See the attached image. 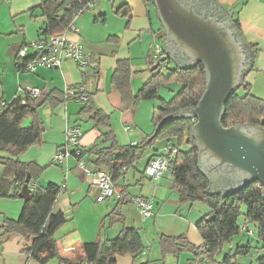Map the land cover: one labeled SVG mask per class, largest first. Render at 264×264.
I'll list each match as a JSON object with an SVG mask.
<instances>
[{
  "label": "crops",
  "instance_id": "1",
  "mask_svg": "<svg viewBox=\"0 0 264 264\" xmlns=\"http://www.w3.org/2000/svg\"><path fill=\"white\" fill-rule=\"evenodd\" d=\"M41 1L0 0V59L5 62L4 73L0 74V98L3 102L4 97L11 100L18 95L17 89L24 86L37 87L41 91V96L35 100L36 109L33 115L42 128L41 138L39 142L22 152L19 160L35 162L42 168L31 182L41 187L52 182L61 188L53 205V212H61L65 221L54 234L59 248L58 257L48 264H78L83 256L84 243L112 239L124 227L138 230L147 253L154 250L155 258L160 256V236L174 238L182 236L183 240L195 247L202 245L203 240L195 224L207 211L193 208V204L179 205L178 197L171 189L169 172L157 180L147 177L145 173L142 174L154 148H147L151 151L144 157L146 150L135 167L117 182L119 185H128L129 196L152 199L154 211L148 218L142 216L134 203L126 202L117 206L118 198L115 196L97 201L99 191L91 186L74 156L69 158L67 166L52 162L53 155L64 143L67 127L78 126L81 129L83 135L79 147L82 150L100 142L101 131L107 130L97 129L88 115L80 114L83 103L75 100L63 101L62 91L66 85L85 86L86 93L92 98L95 106L109 116L119 145H134L154 133L156 125L152 117L156 107L152 106V111L151 107L147 112L143 111V118L139 119L140 102L133 105L131 97L136 96L157 72L153 69L159 64L158 69L162 72L164 67L167 70V67L179 66L165 52L163 27L158 20L156 9L155 14L151 9L153 4L147 0L103 1L98 8V14L102 19L104 21L107 19L108 3L119 17L116 26L109 29L105 41L89 40L84 44L81 31L66 32L69 40L81 43L89 53L91 65L88 68L79 69L73 61L64 60L60 68L38 67L32 73L21 72L15 67V54L23 43L37 39L42 32L45 20L35 9ZM216 2L229 13L231 22L237 27L252 52V64L244 74L243 81L251 87L253 91L251 94L260 98L257 96L260 94L256 91V80L264 73V0H216ZM120 18L122 21L125 18V22L120 23ZM75 24L77 27V19ZM155 44L164 50L163 61L155 57ZM123 60L127 61L130 67V93L126 100L112 83V74L117 62ZM33 116L23 119L21 126L29 125ZM157 153H162V148ZM9 156L8 152L0 150L1 158ZM84 160L87 168L94 169L86 155ZM5 174V167L0 164V179L5 177ZM7 176L12 181L13 175ZM23 202L19 196L0 197V225L5 219L16 220ZM113 210L121 214L123 222L118 220V216L112 219ZM240 242L245 244L246 241L242 238ZM25 245L24 238L19 234L1 235L0 264H38L26 253ZM146 251L136 258L120 255L116 259V264H140L146 260L151 261L150 256L142 257ZM168 255L172 256L171 260L165 259L163 264H183L188 261L193 263L198 260L189 251L166 256Z\"/></svg>",
  "mask_w": 264,
  "mask_h": 264
},
{
  "label": "trees",
  "instance_id": "2",
  "mask_svg": "<svg viewBox=\"0 0 264 264\" xmlns=\"http://www.w3.org/2000/svg\"><path fill=\"white\" fill-rule=\"evenodd\" d=\"M147 1L152 3V0ZM83 2L84 0H42L35 7L45 20L39 35L61 34ZM236 25L238 26L237 21ZM14 62L16 69L20 71L23 60L19 62L15 56ZM159 66L160 64L153 69L157 72L151 76L139 93L131 97L134 105L140 100L158 97L157 92L161 83H175L180 86L170 100L158 98L159 106L155 108L152 117L154 125L168 114L195 106L205 91L204 66L201 62L192 67H167V74L159 70ZM129 77L128 62L118 61L112 74V83L124 100L129 98ZM239 89H243L244 94H238L237 90L224 103L225 116L222 119V125L224 127L235 124L264 126V99L252 95L249 85L244 81ZM35 109V99L22 94L4 102L0 98V150L10 154L6 158L0 157V164L5 167L6 172L5 177L0 179V197L19 196L27 176L31 182L42 170L35 162L19 160V155L29 146L39 142L41 138L42 128L38 119L33 116ZM80 114L88 115L97 129L107 128L101 131L100 142L83 149L82 153L88 157L94 170L104 171L110 175L114 187L120 194L117 206L129 202L130 197L128 185H119L117 182L135 167L149 147L154 149L148 158V164L158 156H165L168 159L167 172L171 175V189L177 195L179 205L202 202L207 206L206 214L195 224L202 237V245L195 247L183 240L182 236L176 238L160 236L159 248L162 257L189 251L195 255L196 260L198 259L194 261L195 264L203 262L205 264H242L237 260V256L246 255L252 248H258L262 254L256 258V264H264L262 188L258 186L257 181H252L233 193L210 194L208 191L211 182L198 166L195 139L191 135L194 124L192 119L181 117L170 120L159 129L157 134L151 133L134 145H119L109 116L95 106L90 96L81 108ZM28 116H33L30 124L21 126L23 119ZM158 141H163L165 146L176 147L177 151H171L167 155L164 150L162 153H157L158 150L154 146ZM144 173L145 169L142 174ZM7 174L13 175L12 181ZM35 185L31 198L23 202L19 217L16 220L5 219L0 225V236L19 234L26 242L25 251L29 257L38 264H48L58 257L59 248L54 234L65 221L61 212H53V205L61 188L52 182L42 187L36 183ZM111 215H113L112 219L118 216V220L123 222V217L116 210H113ZM243 222L248 223L252 234L244 233L248 236L245 244L238 242L233 248L230 245L231 240L241 232ZM227 246L229 247L222 259L215 260V255ZM82 248L83 256L78 264H116V259L120 255L136 258L146 251L139 231L125 227L112 239L86 242ZM64 261L67 263L66 260ZM193 263L188 261L186 264ZM140 264H151V261L146 260Z\"/></svg>",
  "mask_w": 264,
  "mask_h": 264
},
{
  "label": "water",
  "instance_id": "3",
  "mask_svg": "<svg viewBox=\"0 0 264 264\" xmlns=\"http://www.w3.org/2000/svg\"><path fill=\"white\" fill-rule=\"evenodd\" d=\"M190 1V5L180 0H152V4L163 27L166 54L181 68L201 62L205 91L195 106L163 117L153 134H157L170 120L181 117L192 119L191 135L195 139L198 166L211 182L208 192L229 194L257 181L262 187L264 200V126L222 125L224 103L240 88L243 76L252 64V52L221 4L216 0H199L203 6L222 13L224 21L214 15L198 14L193 6L195 0ZM209 161L212 164L204 166ZM222 166L228 167L227 174L237 176L236 183L212 184L211 171ZM28 183L29 176L19 194L24 201L31 198Z\"/></svg>",
  "mask_w": 264,
  "mask_h": 264
},
{
  "label": "built area",
  "instance_id": "4",
  "mask_svg": "<svg viewBox=\"0 0 264 264\" xmlns=\"http://www.w3.org/2000/svg\"><path fill=\"white\" fill-rule=\"evenodd\" d=\"M99 1L101 0H84L81 7H79L74 13L73 19L61 34L39 35L37 39L23 43L17 49L15 54L19 62L23 60L20 71L32 73L38 67L60 68L61 63L64 60L73 61L79 69L88 68L91 65L89 53L85 51L81 43L69 40L66 37V32H78L75 24L76 18L85 11L93 10L95 6L99 4ZM154 51L155 57L161 60L164 55V50L159 45L155 44ZM21 94L36 100L41 96V91L37 87L24 86ZM62 99L63 101L75 100L84 104L88 101L89 95H87L83 84L66 85L62 91ZM82 135L83 133L78 126L67 127L64 134V143L53 155V164L67 166L69 158L74 156L77 164L84 170L88 177L91 186L99 191L96 197L97 201H102L105 198L113 196L119 198L120 194L112 184L110 175L104 171H96L85 166L84 155L82 149L79 147ZM171 151H177V148L168 145L164 149L166 155ZM168 170V159L165 156H158L152 159L146 166L145 175L151 179L157 180ZM258 186L262 188L260 184H258ZM35 187V183H28V189L30 192L34 191ZM128 200L138 207L144 218H148L153 214L154 204L152 199L141 196H130ZM240 229L242 233L248 235L252 234V230L249 229L248 223L246 222L241 224ZM202 264L205 263L203 262Z\"/></svg>",
  "mask_w": 264,
  "mask_h": 264
},
{
  "label": "rangeland",
  "instance_id": "5",
  "mask_svg": "<svg viewBox=\"0 0 264 264\" xmlns=\"http://www.w3.org/2000/svg\"><path fill=\"white\" fill-rule=\"evenodd\" d=\"M103 1H107V0H101L99 1V4L95 6V8L93 10H90V11H85L84 13H82L81 15H79L76 19H77V27H78V30L81 31V37L83 38V42L85 44V42H88L89 40L90 41H105L108 37V31L111 27H115L116 26V21L117 19L119 18L115 13L114 11L112 10L110 4L108 3V7H107V13H106V17L107 19L104 21L102 19V16L100 14H98V8H100V4L103 3ZM151 9L153 10L154 14H155V8L151 5ZM97 15V16H95ZM121 19V18H120ZM124 20L120 21V23H124L125 22V18H123ZM113 21V22H112ZM4 61L2 59H0V74L3 75L4 73V69L5 67H3L4 65ZM29 73V72H27ZM27 73H24V74H27ZM163 73L164 74H167V70L163 69ZM180 86L175 84V83H167V82H164V83H161V85L159 86V91L157 92V96L156 98H151V99H143V100H140L139 102V105L141 106L138 110V114H139V119L143 118V111L147 112V109L149 107H151V111H152V106H159V100L158 98H162V99H165V100H170L176 93L178 90H179ZM170 90H173L170 91ZM256 91L259 92L258 94L260 95H257L258 97H263L262 99H264V73L262 74V77L258 78L256 80ZM15 92V91H14ZM23 92V87L21 88H18L17 89V93L18 94H21ZM238 94L242 95L244 94V91L243 89H238ZM250 92H253L251 90V87H250ZM14 94V93H13ZM255 95V94H254ZM12 96V95H11ZM256 96V95H255ZM11 98V97H10ZM9 98L7 97H4V101H8ZM137 105V106H139ZM138 108V107H137ZM27 123V122H26ZM25 123V124H26ZM165 145H164V142L163 141H158L156 144H155V148H157V150H162L165 149ZM152 148V147H151ZM153 149V148H152ZM147 151L145 152L144 154V157L145 155L151 151L150 149H146ZM146 159V158H144ZM142 163H143V160H142ZM62 173L60 174L61 178L63 179L62 177ZM61 179V180H62ZM193 208H200L201 210L204 209L205 211H207V206L202 203V202H195L193 203ZM241 219V218H240ZM244 238L245 241H247V238L248 236H246L244 233L240 232L238 235L234 236L233 239L231 240V247H235V245L240 242V240ZM229 246H227L224 250H222L221 252L217 253L214 257L215 260H221L222 257L224 256V253L227 251V248ZM156 249L158 251V246H156ZM262 254L261 253V250H259L258 248H252L251 249V252L246 254V255H238L237 256V260L240 262V263H243V264H256V258ZM148 256H150V259H151V264H163V261H165V259L167 260H171L172 256L171 255H168L165 257H162V255L158 256L155 258V251H151L149 253H147L146 251V254L145 255H142V257H145L147 258ZM157 259V260H156ZM187 262L183 263V264H186Z\"/></svg>",
  "mask_w": 264,
  "mask_h": 264
},
{
  "label": "flooded vegetation",
  "instance_id": "6",
  "mask_svg": "<svg viewBox=\"0 0 264 264\" xmlns=\"http://www.w3.org/2000/svg\"><path fill=\"white\" fill-rule=\"evenodd\" d=\"M181 2H183L185 5H190L191 1L190 0H180ZM193 6H194V10L198 13V14H203L204 16L207 15H214L218 18V20L220 21H224V16L222 13H219L217 10L213 9L212 7H205L203 6L202 2H199V0H195L193 1ZM246 52V56L248 57L247 51ZM182 59H185L184 56H182ZM212 161L206 162L204 164V166H208L211 165ZM228 171V167L227 166H222L221 168H217V170H212L211 171V176L214 180V182L212 184L219 186L220 183H222L223 185H227L229 182H235L236 177L235 175L231 176L230 174H227L226 172ZM240 175H238L239 177Z\"/></svg>",
  "mask_w": 264,
  "mask_h": 264
}]
</instances>
